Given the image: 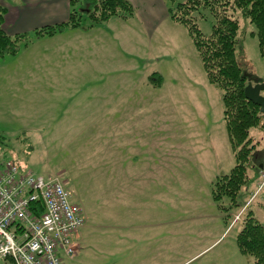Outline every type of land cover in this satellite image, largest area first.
<instances>
[{"label": "rangeland", "instance_id": "1", "mask_svg": "<svg viewBox=\"0 0 264 264\" xmlns=\"http://www.w3.org/2000/svg\"><path fill=\"white\" fill-rule=\"evenodd\" d=\"M84 13L77 30L0 59V158L60 175L86 217L65 263L255 264L237 235L248 209L263 217L264 187L259 178L226 210L213 197L214 181L236 160L222 91L209 81L186 27L170 18L150 37L136 19L114 17L82 32L90 25ZM204 14L196 20L209 35L214 20ZM240 26L239 61L264 86L256 29L243 18ZM153 70L164 76L162 87L149 82ZM126 92L135 94V107L118 119L122 106L104 97H130Z\"/></svg>", "mask_w": 264, "mask_h": 264}, {"label": "trees", "instance_id": "2", "mask_svg": "<svg viewBox=\"0 0 264 264\" xmlns=\"http://www.w3.org/2000/svg\"><path fill=\"white\" fill-rule=\"evenodd\" d=\"M166 1L171 19L184 25L192 38L209 81L222 91L223 117L236 163L229 173L216 178L212 194L221 209L239 206L244 196L243 189L254 183L261 172L254 156L261 142L256 132L264 126L261 106L246 95L251 75L245 72L237 53L240 19H246L254 25L256 31L253 33L258 37L259 50L264 59V0ZM70 4L68 20L11 35L4 28L7 7L0 2V59L18 54L23 46L37 39L54 36L67 28L79 27L84 12L87 13L89 27L109 22L114 17L127 19L136 13L130 0H70ZM206 10H209L214 20L209 35L202 32L196 20L205 17ZM238 12L241 16L237 15ZM149 82L154 87H162V74L153 72ZM3 138L0 133V149L5 147ZM37 202L42 206L41 200ZM237 243L240 251L251 256L255 264H264V220L259 219L251 208L243 217Z\"/></svg>", "mask_w": 264, "mask_h": 264}, {"label": "built area", "instance_id": "3", "mask_svg": "<svg viewBox=\"0 0 264 264\" xmlns=\"http://www.w3.org/2000/svg\"><path fill=\"white\" fill-rule=\"evenodd\" d=\"M85 223L60 175H38L12 157L0 158V264H65L74 258V238Z\"/></svg>", "mask_w": 264, "mask_h": 264}, {"label": "crops", "instance_id": "4", "mask_svg": "<svg viewBox=\"0 0 264 264\" xmlns=\"http://www.w3.org/2000/svg\"><path fill=\"white\" fill-rule=\"evenodd\" d=\"M130 1L133 3L134 7L136 8V13H137V15L133 16L132 18L136 19V21L147 31L150 37H153L157 34L158 30L160 29V27L163 25L164 22H166L167 20L169 21L171 20L169 13V5L166 0H130ZM0 2L7 7V15H6L4 28L6 32L11 35H14L16 33L29 32L44 25L56 24L66 21L68 20L71 13L70 0H0ZM115 18H119V17H115ZM103 24H110V21ZM100 25L102 24L96 25L94 27H87L88 29H83V27H85L83 26L81 27V29H83L82 32H85L84 30H89V29L94 30V28ZM74 29L77 30V28ZM59 33L55 34L54 36L43 37L37 40H42V39L45 40L47 38L53 39L56 36H58ZM167 49L164 50L167 51ZM73 53H75V51ZM16 55H10V56H16ZM5 58H3V60ZM153 71L160 72L158 70H153ZM110 74L111 72L110 73L106 72V75H110ZM115 85L116 88L119 90L118 93L120 91L123 92L122 86L119 84V82H116ZM128 92L133 93V90H130ZM127 94L130 95V97L135 96V94H131V93H127ZM106 96L107 94H105L104 97L105 102L114 101L112 103L115 104L116 109H120L118 105L122 106V108L120 109L121 112L117 111V114L115 112V117H118V119H122V117H124V113L128 112L130 109L135 107V101H134L135 97H133V101H131L130 97L123 94H118L116 100L109 99V97L107 96L108 97L107 98ZM261 130H263V128L257 130L256 133L258 134L259 132H261ZM259 138H261V140L263 141L262 136ZM262 164L264 165V156L262 157L259 166ZM260 175L261 174H259V176L257 175L255 184L260 178ZM262 199H264V196H262ZM256 208L259 211L263 210V208L259 206H257ZM259 219L264 220V215L262 218Z\"/></svg>", "mask_w": 264, "mask_h": 264}, {"label": "water", "instance_id": "5", "mask_svg": "<svg viewBox=\"0 0 264 264\" xmlns=\"http://www.w3.org/2000/svg\"><path fill=\"white\" fill-rule=\"evenodd\" d=\"M253 81L256 84H253ZM264 86L259 83L257 78H252L249 76V84L246 87V95L247 97L253 99L261 106V110L264 112V95L262 94ZM264 165H260V168L263 169Z\"/></svg>", "mask_w": 264, "mask_h": 264}]
</instances>
